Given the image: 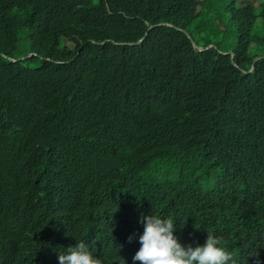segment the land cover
<instances>
[{"label": "trees", "instance_id": "1", "mask_svg": "<svg viewBox=\"0 0 264 264\" xmlns=\"http://www.w3.org/2000/svg\"><path fill=\"white\" fill-rule=\"evenodd\" d=\"M260 56L264 0H0V264H140L141 214L264 264Z\"/></svg>", "mask_w": 264, "mask_h": 264}, {"label": "clouds", "instance_id": "2", "mask_svg": "<svg viewBox=\"0 0 264 264\" xmlns=\"http://www.w3.org/2000/svg\"><path fill=\"white\" fill-rule=\"evenodd\" d=\"M140 222L144 225V232L139 237L141 247L133 261L140 264H236L231 252L218 247L220 238L210 233L203 245L183 246L174 235L176 223L171 217L141 214ZM132 238H128L130 242ZM58 260L59 264H102L82 240L68 247L64 254H59Z\"/></svg>", "mask_w": 264, "mask_h": 264}, {"label": "water", "instance_id": "3", "mask_svg": "<svg viewBox=\"0 0 264 264\" xmlns=\"http://www.w3.org/2000/svg\"><path fill=\"white\" fill-rule=\"evenodd\" d=\"M161 25H163V24H158V25L152 26V28H153V27H156V26H161ZM142 41H143V39L140 40L137 44L141 43ZM133 45H135V43H134ZM194 46H195V48H197L199 51H202V50H203V48L200 47V46H198L196 43H194ZM225 55H230V56H231V60H232L233 65H234L235 67H238V65L236 64V62H235V60H234V57H235V54H234V53H232V52H227ZM261 59H264V56H260V57L255 58V60H254V62H253V67L251 68V70L249 71V73H252V72L255 70V66H256L257 62L260 61ZM242 71L245 72L244 70H242Z\"/></svg>", "mask_w": 264, "mask_h": 264}]
</instances>
